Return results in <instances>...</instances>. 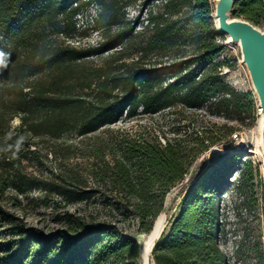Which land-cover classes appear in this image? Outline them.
<instances>
[{
  "label": "trees",
  "instance_id": "1",
  "mask_svg": "<svg viewBox=\"0 0 264 264\" xmlns=\"http://www.w3.org/2000/svg\"><path fill=\"white\" fill-rule=\"evenodd\" d=\"M81 1L0 0V50H38L0 68V159L5 168L15 170L12 177L0 171V200L10 187L24 192L23 174L16 161L4 159L5 150L35 145L34 137L59 138L68 132L88 136L125 116H135L139 107L142 113L153 114L178 105L198 109L212 99L219 111L233 110L248 118L255 113L252 92L237 91L220 76L221 65L215 60L225 43L214 25L211 0H167L165 14L170 16L152 21V34L141 52L166 55L171 50L170 62L157 67L139 64L123 75L99 81L95 101L61 93L72 64L134 36L133 26H123L94 46H40L39 25L55 23L58 16L73 17ZM182 5L187 8L183 13ZM232 15L262 26L264 0H237ZM50 72L54 76L48 81L27 79ZM15 117L20 122L12 131L10 122ZM221 129L218 137L184 134L161 141L158 136L128 130L111 137L106 143L109 159L102 147L95 152L100 159L93 175L110 192L101 194L121 204L115 210L124 220H136L137 233H149L166 194L184 179L191 163L233 131L226 124ZM242 163V151L230 149L203 168L156 241L150 253L155 264H226L219 245V201ZM66 192L73 201H85L88 194L101 191ZM65 219L67 228L45 233L0 204V264H140V245L115 222L93 223L70 213Z\"/></svg>",
  "mask_w": 264,
  "mask_h": 264
},
{
  "label": "rangeland",
  "instance_id": "2",
  "mask_svg": "<svg viewBox=\"0 0 264 264\" xmlns=\"http://www.w3.org/2000/svg\"><path fill=\"white\" fill-rule=\"evenodd\" d=\"M85 1L78 3L79 13L73 17L58 16L55 23L42 22L38 27L41 32L39 45L48 48L94 46L123 26H133L134 36L114 49L72 64L67 75L68 84L60 88L61 93L95 101L99 81L123 75L139 64L157 67L171 61V50L166 55L141 52L142 45L152 34V21L170 16L165 14L167 0H91L89 5H85ZM180 8L182 13L187 9L184 5ZM223 36L225 48L215 60L221 65L220 76L235 90L252 92L256 109L253 117L248 118L244 113L239 115L233 110L219 111L212 99L198 109L178 105L153 114L142 113L139 107L135 116H125L118 123L88 136L68 132L59 138L34 137L35 145L8 148L5 157L2 154L5 160L16 161L19 173L24 177V192L14 186L7 189L0 200L2 207L45 233L67 228L66 213L93 223L115 222L141 246L140 242L143 243L149 233H137L136 220L131 217L124 220L115 210L121 208V204L101 194L109 195L110 192L107 186L98 184L93 175L100 159L95 154L96 149L102 147L104 157L109 159L106 143L125 130L131 134L158 136L163 141V137L184 134L193 138L195 135L218 137L221 126L226 124L233 131L224 141L201 152L188 167L184 179L166 194L162 209L165 226L176 214L183 194L211 159L226 150L238 149L242 151L241 169L231 174V184L222 191L219 201V245L226 256V264H264V152L260 145L257 99L246 67L240 60L238 46ZM36 51L12 50L8 53L7 64L14 63L18 57L36 54ZM53 76L54 72H50L27 79L48 81ZM85 83L90 86L84 87ZM19 122V117H15L10 122V130L13 131ZM4 165L0 159V171L12 177L15 170ZM66 189H98L101 192L88 194L85 201H73ZM150 258L153 259L151 254Z\"/></svg>",
  "mask_w": 264,
  "mask_h": 264
},
{
  "label": "water",
  "instance_id": "3",
  "mask_svg": "<svg viewBox=\"0 0 264 264\" xmlns=\"http://www.w3.org/2000/svg\"><path fill=\"white\" fill-rule=\"evenodd\" d=\"M211 2L213 5L212 18L216 31L226 35L230 43L238 46L240 60L248 72L257 99V110L260 117V145L264 152V25L256 26L246 19L233 16L232 12L237 0H211ZM155 221L151 231L154 229ZM164 228L154 239L151 252ZM140 261L141 264H145L142 245L140 246Z\"/></svg>",
  "mask_w": 264,
  "mask_h": 264
},
{
  "label": "bare ground",
  "instance_id": "4",
  "mask_svg": "<svg viewBox=\"0 0 264 264\" xmlns=\"http://www.w3.org/2000/svg\"><path fill=\"white\" fill-rule=\"evenodd\" d=\"M162 212L163 211L160 212V214L158 215V217L155 221L154 229L149 233L148 237L145 239V241L143 243L140 242L142 247H143V255H144L145 264H147V263L148 264H154V260L150 258V253H151L150 249H151V246H152L154 239L158 236L160 231L165 226V215Z\"/></svg>",
  "mask_w": 264,
  "mask_h": 264
},
{
  "label": "clouds",
  "instance_id": "5",
  "mask_svg": "<svg viewBox=\"0 0 264 264\" xmlns=\"http://www.w3.org/2000/svg\"><path fill=\"white\" fill-rule=\"evenodd\" d=\"M9 54L5 53L4 51L0 50V68L7 66V58Z\"/></svg>",
  "mask_w": 264,
  "mask_h": 264
}]
</instances>
